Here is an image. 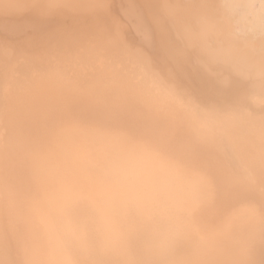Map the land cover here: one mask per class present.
I'll return each mask as SVG.
<instances>
[{
    "label": "bare ground",
    "instance_id": "6f19581e",
    "mask_svg": "<svg viewBox=\"0 0 264 264\" xmlns=\"http://www.w3.org/2000/svg\"><path fill=\"white\" fill-rule=\"evenodd\" d=\"M38 1L0 0V264H264V0Z\"/></svg>",
    "mask_w": 264,
    "mask_h": 264
},
{
    "label": "crops",
    "instance_id": "0c3cea01",
    "mask_svg": "<svg viewBox=\"0 0 264 264\" xmlns=\"http://www.w3.org/2000/svg\"><path fill=\"white\" fill-rule=\"evenodd\" d=\"M32 1H33L32 4H34L35 1H34V0H32ZM37 1H38V0H36V2H35L36 4H39V5L43 6V5L41 4V2L38 1V3H37ZM42 1H43V0H42ZM108 1L110 2V0H108ZM114 1L116 2V1H118V0H114ZM119 1H120V0H119ZM119 1L117 2L118 4L116 3L117 5H115V8H116V6H117V7L120 6L119 4H121V3H120ZM111 2H112V1H111ZM111 2H110V3H111ZM42 3H45V2H42ZM46 3H47V1H46ZM46 3H45V5L48 4V3H47V4H46ZM114 4H115V3H114ZM34 5H35V4H34ZM45 5H44V6H45ZM109 5H110V8H111V7H112V8L114 7V6H112L111 4H109ZM36 6L39 8L38 5H36ZM30 7H31L30 9H32V10L35 9V8H34L35 6L33 7L34 9L32 8V5H31ZM47 7H48V5H47ZM47 7H46V8H47ZM83 7H84V8H83ZM85 7H86V6H85L84 4H83V5L81 4V6H80V4H77V3H76L75 5H73V7H70V6H69V7L67 8L66 11H69V12L71 11V13H75L76 15H77V13H78V15H80V17L84 18V17L81 16V15H83L82 13L85 14ZM97 7L100 8V5H97ZM40 8H41V7H40ZM42 8H44V7H42ZM73 8H74V9H73ZM81 8H82L83 11L81 10ZM99 8H98V9H99ZM112 8H111V11L113 10ZM115 8H114V11H116ZM65 9H66V8H65ZM71 9H72V10H71ZM78 10H79V11H78ZM118 10H119V8H118ZM27 11L29 12V11H31V10L28 9ZM42 11H43V9H42ZM77 11H78V12H77ZM53 12H54V11H53ZM79 12H80V14H79ZM117 12H118V11H117ZM71 13H68V12H67V15L71 16V15H70ZM109 13H111V12H109ZM34 14H35V13H34ZM34 14H33V15H34ZM43 14H44V13H43ZM62 15H63V14H62ZM62 15L59 14V15H57V16L60 17V16H62ZM64 15H65V14H64ZM64 15H63L62 17H64ZM67 15H66V16H67ZM76 15H74V17H75ZM41 16H43V15H41ZM54 16H56V15H54ZM69 16H67V17L69 18ZM33 17H34V18L36 17V19H38V18L40 17V14H39V17H38V15L36 14V16H35V15H34V16H31L30 19H33ZM37 17H38V18H37ZM45 17H47V16H44L43 19H42V21L44 20ZM67 17H65L66 19L63 18V19L65 20V21H63V22H65V23L67 22L66 24H68V21H67L68 18H67ZM72 17H73V16H72ZM86 17H87V16H86ZM52 18L54 19V17H51V18H50V20L52 21V22L49 21V22H51L50 24H49V22H47L48 24H41V25H40L38 22H36V19H35L34 23H33L32 20H30L29 22H30V23L32 22V24H33V25L35 24V26H33L32 24H29L30 27L26 29L27 33H26V31L24 30V31H22L21 33H19V35H21V36H24V35H26V34L28 35V33H30L28 30H30V31H31V30L34 31L33 29H35L36 31H34L33 33H30V36H40L41 33L55 34L54 32H55L56 30L53 31V30H54L53 28H54V27L56 26V24L58 23L57 20L60 19L59 21L61 22L62 19L56 17V19L53 21ZM39 19H41V18H39ZM47 19H49V18H47ZM85 19H87V18H85ZM33 20H34V19H33ZM83 20H84V19H83ZM40 21H41V20H40ZM46 21H47V20H44L43 23H45ZM86 21H87V20H86ZM35 22H36V23H35ZM70 22H71V21H70ZM82 22H83V21H82ZM84 22H85V20H84ZM37 23H38L40 26L36 29V24H37ZM38 24H37V25H38ZM46 25H47V26H46ZM53 25H55V26H53ZM31 26H32L33 28H32ZM43 26H45V27H43ZM42 27H43V28H42ZM41 28H42V29H41ZM51 28H52L53 30H50ZM40 29H41V30H40ZM37 30H38V31H37ZM39 30H40V31H39ZM49 30H50V33H49ZM44 31H45V32H44ZM47 31H48V32H47ZM57 31H58V30H57ZM63 31H65V30H63ZM24 32H25V33H24ZM37 32H38V33H37ZM42 35H43V34H42Z\"/></svg>",
    "mask_w": 264,
    "mask_h": 264
},
{
    "label": "rangeland",
    "instance_id": "374dc122",
    "mask_svg": "<svg viewBox=\"0 0 264 264\" xmlns=\"http://www.w3.org/2000/svg\"><path fill=\"white\" fill-rule=\"evenodd\" d=\"M36 39V38H35ZM39 40H41L40 38H38ZM38 39H36L37 41H39ZM63 39H56L53 43L54 44H56L57 45V43H58V41L60 42V41H62ZM34 46V45H33ZM38 48H40V47H38ZM54 49H55V47H54Z\"/></svg>",
    "mask_w": 264,
    "mask_h": 264
}]
</instances>
